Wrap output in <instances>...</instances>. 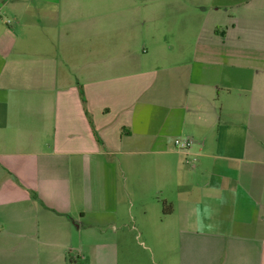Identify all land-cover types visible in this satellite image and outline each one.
Wrapping results in <instances>:
<instances>
[{"label": "crops", "instance_id": "0c3cea01", "mask_svg": "<svg viewBox=\"0 0 264 264\" xmlns=\"http://www.w3.org/2000/svg\"><path fill=\"white\" fill-rule=\"evenodd\" d=\"M220 3L118 58L79 3L0 0V264H131L151 231L179 264H264V0Z\"/></svg>", "mask_w": 264, "mask_h": 264}, {"label": "rangeland", "instance_id": "374dc122", "mask_svg": "<svg viewBox=\"0 0 264 264\" xmlns=\"http://www.w3.org/2000/svg\"><path fill=\"white\" fill-rule=\"evenodd\" d=\"M28 1L38 8L45 1L59 2L63 5L73 3L83 5L82 12L85 16L82 24L85 27L87 24H94V33L100 34L103 46L105 40H115L116 49L110 47V52L118 58L127 50L141 56L148 53V56L154 58L160 54L161 45L162 47H165V43L170 46L176 45L179 39L195 35L196 30L199 32L204 17L212 15L214 4H221V0H21V3ZM7 19L10 20L9 23L13 22L12 17ZM85 33L86 36L91 35V32ZM165 38L168 42L164 41ZM110 44L113 46L112 42ZM170 55L172 56L171 53ZM140 159L141 156L135 157L136 161ZM120 188L121 195H124L122 186ZM133 196L132 212L136 214L135 219L139 226L143 220L144 224L148 221L147 218L140 216V205H145L146 211L151 214L149 221L157 224L156 215L160 212L161 205L157 206L155 199L139 190L134 192ZM126 205L123 200L122 209ZM109 220L113 221L107 219ZM111 230L112 228L106 227V232ZM129 237L128 259H131V264H179V235H164L151 231L143 234L136 232ZM108 262L110 263L109 260H105L99 264H109ZM119 264H122L121 259ZM127 264L130 262L127 261Z\"/></svg>", "mask_w": 264, "mask_h": 264}, {"label": "built area", "instance_id": "2783aa9c", "mask_svg": "<svg viewBox=\"0 0 264 264\" xmlns=\"http://www.w3.org/2000/svg\"><path fill=\"white\" fill-rule=\"evenodd\" d=\"M176 149L186 152L192 145V141L189 139H176L174 141Z\"/></svg>", "mask_w": 264, "mask_h": 264}, {"label": "trees", "instance_id": "16d2710c", "mask_svg": "<svg viewBox=\"0 0 264 264\" xmlns=\"http://www.w3.org/2000/svg\"><path fill=\"white\" fill-rule=\"evenodd\" d=\"M164 211L167 213V212H170V209H169V210H167V209H164Z\"/></svg>", "mask_w": 264, "mask_h": 264}]
</instances>
